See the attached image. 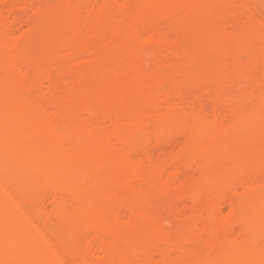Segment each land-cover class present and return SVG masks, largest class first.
<instances>
[{"label": "bare ground", "instance_id": "1", "mask_svg": "<svg viewBox=\"0 0 264 264\" xmlns=\"http://www.w3.org/2000/svg\"><path fill=\"white\" fill-rule=\"evenodd\" d=\"M0 264H264V0H0Z\"/></svg>", "mask_w": 264, "mask_h": 264}, {"label": "rangeland", "instance_id": "2", "mask_svg": "<svg viewBox=\"0 0 264 264\" xmlns=\"http://www.w3.org/2000/svg\"><path fill=\"white\" fill-rule=\"evenodd\" d=\"M172 200L174 201L175 199H172ZM174 202H175V201H174ZM174 202H172V203L170 202V203H171L173 206H175V205H174ZM170 203H168V204H170ZM175 204H176V202H175ZM169 206H170V205H169ZM173 206H172V209L174 210V207H173ZM169 208H170V207H169ZM172 212H173V211H171V213H172ZM172 216H173V215H172Z\"/></svg>", "mask_w": 264, "mask_h": 264}]
</instances>
